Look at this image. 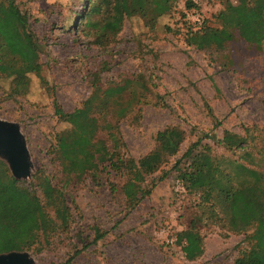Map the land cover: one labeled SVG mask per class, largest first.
Returning a JSON list of instances; mask_svg holds the SVG:
<instances>
[{"label": "rangeland", "instance_id": "rangeland-1", "mask_svg": "<svg viewBox=\"0 0 264 264\" xmlns=\"http://www.w3.org/2000/svg\"><path fill=\"white\" fill-rule=\"evenodd\" d=\"M14 1L42 44L45 81L30 74L26 94L9 97V79L0 78V120L17 126L27 151L29 172L17 179L29 181L35 170H42L61 189L69 210L68 216L63 209L50 211L61 229L48 246L25 251L31 264H63L69 257L66 264H231L248 248L247 239L200 214L197 195L183 190L172 165L198 138L214 153L235 158L238 151H225L208 137L219 139L224 130L244 135L247 128L254 134L247 147L256 167H264V40L259 46L244 40L264 29V0H248L245 6L235 0H190L194 7L177 0L154 29L136 17L126 18L101 44L79 33L85 0ZM220 19L239 33L223 48L186 45L187 30H197L201 20L218 27ZM126 79L132 82L134 101L128 104L125 93L121 105L111 109L127 105L116 123L121 152L136 160L153 148L156 131L166 126L184 134L176 154L146 176L149 194L128 212L119 191L108 186V181L119 185L122 176L102 172L95 183L87 175H65L49 152L54 134L68 126L53 113V100L70 112L92 93L93 83L105 87ZM0 160L8 169L0 176L2 215L21 216L37 205L18 192L6 161ZM185 161L181 158L179 165ZM192 219H197L202 253L188 261L174 243V233ZM94 229L104 234L91 242Z\"/></svg>", "mask_w": 264, "mask_h": 264}, {"label": "trees", "instance_id": "trees-1", "mask_svg": "<svg viewBox=\"0 0 264 264\" xmlns=\"http://www.w3.org/2000/svg\"><path fill=\"white\" fill-rule=\"evenodd\" d=\"M176 1L85 0L78 30L85 36L93 37L96 44L116 34L126 18L136 17L144 27L152 30L159 18L172 10ZM235 1L245 6L248 0ZM184 4L185 7H194L190 0L184 1ZM200 23L197 30L186 31V45L196 49H221L235 34L239 35L237 27L223 19H220L218 27L203 25L202 20ZM255 23H258L257 19ZM252 36L253 39H243L259 46L264 40V29L256 30ZM41 47L42 44L28 27L27 14L20 11L14 0H0V78L9 79V97L26 94L30 74L41 82L45 81L39 61ZM131 83L129 79L105 87L98 82L93 83L92 93L70 112H64L53 100V113L68 126L54 134L49 149L65 175H87L95 183L102 172L122 176L119 185L108 181V186L113 192L119 191L126 212L149 194L152 185L145 182L146 176L175 155L184 139L181 129L166 126L156 131L153 148L136 160L121 152L116 123L124 115L127 105L113 113L111 109L121 105L119 98L125 93L128 104L134 101ZM253 136L252 130L247 128L244 135L229 130H224L219 139L209 135L208 138L220 144L225 151H238L235 158L214 153L209 144L202 143L198 138L172 165L183 190L197 195L200 214L226 231L244 234L247 239L248 248L242 250L231 264H264V167H256L253 154L247 147ZM261 151H264V139ZM181 158H186L183 165H179ZM2 174H8V169L0 160V176ZM164 176L162 173L157 180ZM8 177L18 192L29 203L34 200L37 206L21 216L7 217L2 215L3 202L0 200V254L36 252L39 246H48L52 236L61 229L50 211L55 213L63 209L65 215H69L63 192L51 184L49 176L40 169L35 170L29 181ZM196 220L192 219L185 228L174 233V243L188 261L202 253V236ZM94 232L91 242L104 234L103 231L97 234L96 229Z\"/></svg>", "mask_w": 264, "mask_h": 264}, {"label": "water", "instance_id": "water-1", "mask_svg": "<svg viewBox=\"0 0 264 264\" xmlns=\"http://www.w3.org/2000/svg\"><path fill=\"white\" fill-rule=\"evenodd\" d=\"M0 157L4 159L14 178L26 176L29 172V159L23 139L17 126L0 120ZM0 264H31L25 252L0 254Z\"/></svg>", "mask_w": 264, "mask_h": 264}]
</instances>
